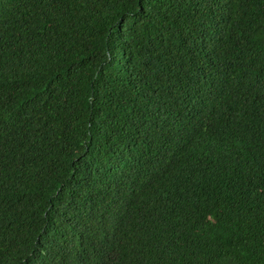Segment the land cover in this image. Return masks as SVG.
Returning a JSON list of instances; mask_svg holds the SVG:
<instances>
[{"label":"trees","instance_id":"16d2710c","mask_svg":"<svg viewBox=\"0 0 264 264\" xmlns=\"http://www.w3.org/2000/svg\"><path fill=\"white\" fill-rule=\"evenodd\" d=\"M0 264H264V0H0Z\"/></svg>","mask_w":264,"mask_h":264}]
</instances>
